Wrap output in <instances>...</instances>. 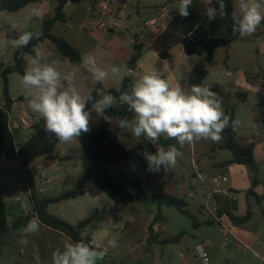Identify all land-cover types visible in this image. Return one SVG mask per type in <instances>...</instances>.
I'll list each match as a JSON object with an SVG mask.
<instances>
[{"label":"rangeland","instance_id":"374dc122","mask_svg":"<svg viewBox=\"0 0 264 264\" xmlns=\"http://www.w3.org/2000/svg\"><path fill=\"white\" fill-rule=\"evenodd\" d=\"M57 6L58 0H44L17 12L1 11L0 40L11 39L7 34L9 28L19 33H40L44 21L55 15ZM162 8L168 9V19L163 18ZM177 8V2L168 0H75L67 4L64 9L66 20L56 23L53 32L76 46L82 56L91 53L99 67L107 69L116 65L120 68L118 76L110 74L102 84L92 79L82 66V60L73 62L64 57L50 40L38 44L35 52L41 51L42 62L51 63L62 74L75 72L76 86L86 96L91 95L98 84L109 93V89L120 86L123 75H132L138 79L153 68L160 72L162 78L175 76L177 83L185 91L192 85H202L210 90L219 87L225 94L227 104L236 109L235 130L238 140L241 143L254 142L256 145L259 182L255 191L257 196L262 197L264 22L252 35L239 37L229 48L214 51L213 62L209 63L207 53L202 56H189L179 43L184 35L182 26L178 21L172 22L178 13ZM235 8L237 10V0ZM34 10L37 13L35 15ZM151 20L155 23L148 25ZM229 33L225 27L221 28L220 35L229 36ZM149 48L153 51H149ZM16 50L10 45L0 48V62L5 66H12ZM157 51H167L168 60L156 55ZM34 55H26L27 64ZM21 81V75L11 74L10 94L14 105L10 118L14 124L12 131L17 147H21L33 135V125L41 119L28 107V93ZM2 88L0 73V91ZM239 94H247L246 100ZM217 97L221 99L218 94ZM118 103L117 100L113 106ZM106 118L121 129L124 145L128 149H136L130 159L113 163L107 170L111 174L123 172L127 180H140V198L127 207L118 206L94 182H90L86 185L87 193L83 197L51 205L49 209L52 214L62 219L69 217L72 221L70 223L74 225L93 216V223L87 227L85 236H93L92 247L105 252L103 260L98 261V264H202L195 251L198 243L208 246L213 264H264L263 201L251 196L248 202L245 191L240 195L242 210L235 214L244 216L251 210L253 217L249 222L234 224L227 216H223L221 223L207 224L212 215L205 212L202 206L207 202L209 190L193 173L197 160L207 183H211V171H215L216 175L220 174L217 165L232 159L230 151L219 148L220 140L186 142L174 168L165 170L161 167L158 172H150L146 170V160L139 153L147 151L155 154L156 144L143 136L137 139L130 130L121 126L122 120L110 116ZM6 166L8 174L4 176L0 173V182L9 190V211L11 201H16L17 197L21 198V204L16 201L19 208L23 203L30 204V198L23 169L16 162H7ZM238 166L231 164L225 167L224 171L230 181L237 174ZM89 167L88 158L77 138L71 143L60 142L51 159H46V156L36 158L31 170L37 178L38 189L45 191L42 194L54 197L71 189ZM244 170L246 173L239 177V183L244 185L249 182L252 186L254 172L247 167ZM51 177L56 178L48 181ZM229 183L231 182L223 183L221 187ZM128 189L133 195H137L140 190L137 187ZM162 191L186 198L188 214H183L176 206L164 205L161 213L164 220L154 225L155 235L151 236L149 225L159 213L157 194ZM21 211L25 214L22 208ZM224 227L230 228L234 237L230 235L225 239ZM20 232L11 235L6 244L0 246V264H22L27 260L23 250L27 254L40 256L46 264H52V254L56 249L54 242L41 233L36 236L26 234L24 230ZM22 236H26L27 245L18 242ZM109 240H116L117 246L110 247ZM67 242L69 241L59 242V248L63 249Z\"/></svg>","mask_w":264,"mask_h":264},{"label":"trees","instance_id":"16d2710c","mask_svg":"<svg viewBox=\"0 0 264 264\" xmlns=\"http://www.w3.org/2000/svg\"><path fill=\"white\" fill-rule=\"evenodd\" d=\"M43 1L0 0V12H17L28 5ZM72 1L75 0H58L55 15L44 21L40 37L38 39L34 38L27 47L16 50L14 64L12 66H5L3 62H0V73L3 85L0 91V168L5 162H16L20 165L28 184L32 205V211L18 217L10 224L6 193L3 184L0 182V246L5 245L13 233L21 228L27 227L29 221L34 218H38L39 224L64 233L72 242L83 241L90 245L92 237L91 235L85 236V232L87 227L93 223V216L74 225L52 214L49 211V207L63 201L83 197L87 193L86 185L90 182H94L116 205L122 207H127L135 203L140 198L142 192V182L140 180H127L125 173L111 174L107 170L111 164L128 160L136 152L135 148L128 149L124 145L121 129L115 127L106 118V116H110L119 120L131 119L133 113L127 110L126 105L118 103V105L106 109L102 116H97L92 109L91 102L88 104L86 110L91 113L90 130L82 133L78 138L88 158L90 167L75 181L71 189L58 196L50 197L39 193L37 181L31 170L32 162L36 158L53 155L60 143L54 134L44 130L45 121L42 118L34 123L33 128L35 131L33 135L19 149L16 148L10 124V113L14 105V100L10 94V76L13 73H18L23 76L25 68L28 65L26 55L35 54V48L45 40H50L61 55L69 58L71 61L79 62L82 60V54L76 46L53 32L56 23L66 20L64 9ZM168 1L179 2V0ZM209 3H211V6L218 7L216 0H211ZM209 3L203 0H193V4L189 8V15L185 18L176 13L172 22L178 21L179 25L182 26L184 35L179 43L182 45L185 53L189 56H202L207 53V60L209 63H212L215 50L229 48L240 36L232 30L231 14L233 11H236L235 0H224L227 15L224 18L217 16L211 22L204 14ZM222 27H225L230 32L229 36L220 35ZM7 34L10 38H14L21 33L9 28ZM159 56L167 59L169 58V53L167 51L159 52ZM134 80H136L134 76H127L118 88H111L108 92L117 97L119 102L120 93L130 91V86ZM97 89H102L101 84H98ZM97 89L91 93L94 99L99 98L97 96ZM211 90L221 97L225 112L231 115L233 121H236V109L227 104L224 92L217 86ZM239 96L244 100L247 98V94H239ZM221 135L220 149H226L232 154V159L222 166L226 167L227 165L238 164L253 171L252 186L247 191V196L257 197L259 201L264 202V195L259 197L255 191V187L259 182L257 176L259 168L255 156V143H241L236 136L235 126L231 122L229 127ZM157 145H162L166 149L170 145H176L179 151L183 148V146L181 147L177 144L176 140L167 137H161L157 141ZM129 187H137L140 190L137 195H133L129 191ZM157 198L159 201V213L149 225L151 236L155 235L154 225L158 221L164 220L161 214L164 205L176 206L183 214H188L186 209L188 202L186 198H179L166 194L163 191L157 194ZM216 200L218 203V215L220 217L227 216L234 224H245L253 217L251 210H248L244 216H237L235 214L237 202L228 196L216 195ZM215 223L216 221L213 217L207 221V224Z\"/></svg>","mask_w":264,"mask_h":264},{"label":"clouds","instance_id":"9594fccd","mask_svg":"<svg viewBox=\"0 0 264 264\" xmlns=\"http://www.w3.org/2000/svg\"><path fill=\"white\" fill-rule=\"evenodd\" d=\"M193 0H179L178 14L189 15ZM218 7H206L204 14L211 22L217 16L224 18L226 5L224 0H216ZM34 15L37 14L34 10ZM233 32L240 37L252 35L264 22V0H237V10L231 14ZM41 33L25 31L17 37L0 40V48L11 46L14 49L27 47ZM82 66L97 83H104L111 74L118 76L120 68L111 65L107 69L97 65L95 57L88 53L82 56ZM43 53L36 50L29 60L22 76V84L27 90L28 107L38 118L45 121L44 130L54 134L62 143H71L90 130L91 113L86 110L91 102L97 116H102L106 109L117 102V97L97 89L98 99L91 95H82L76 86L75 72L61 73L51 63L42 62ZM119 91V90H118ZM119 103L126 105L133 113L131 119L121 121V126L131 131L137 138L145 137L153 144L161 136L176 140L181 147L187 142L222 139L223 131L237 123L224 110L222 100L217 94L202 85H192L185 91L180 84L173 85L162 78L155 68L134 80L130 91L121 92ZM141 154L147 162V171L158 172L174 168L180 151L176 145L166 149L157 145L155 154L144 151ZM39 229V220L34 218L25 228L26 234ZM27 245L26 236L18 241ZM110 247H116V240H109ZM105 252L90 247L83 241H69L63 249L57 248L52 254V264H98L103 260Z\"/></svg>","mask_w":264,"mask_h":264},{"label":"crops","instance_id":"0c3cea01","mask_svg":"<svg viewBox=\"0 0 264 264\" xmlns=\"http://www.w3.org/2000/svg\"><path fill=\"white\" fill-rule=\"evenodd\" d=\"M204 1V0H203ZM211 0H209V1H204V2H206V3H209ZM70 3V2H69ZM68 3V4H69ZM98 4V3H97ZM97 4H96V6H97ZM67 6V5H66ZM162 11H164V13L162 14V16H163V18L165 17V18H167L168 19V9H165V8H162ZM148 46H150V45H148ZM182 46V45H181ZM149 51H153V49L152 48H149L148 49ZM216 51V50H215ZM159 52H161V51H157V52H155V54L156 55H158L159 56ZM160 57V56H159ZM161 58V57H160ZM163 59V58H162ZM214 59V58H213ZM163 60H168V58L167 59H163ZM213 62V61H212ZM124 77H121L122 78V81L124 80V78L125 77H127V76H132V75H128V74H125V75H123ZM135 77V76H134ZM165 79H167V80H169L170 81V83H173L174 85H176V84H178L177 83V81H176V79H175V76H171V78H168V77H164ZM135 79H136V77H135ZM122 81H121V83H122ZM121 85V84H120ZM118 88V87H117ZM10 124H11V131H12V127L14 126V124H13V122H12V120H11V118H10ZM16 125V127L18 128L19 126L17 125V124H15ZM12 134H13V131H12ZM13 136H14V134H13ZM14 139H15V136H14ZM27 141V140H26ZM25 141V142H26ZM15 144H16V142H15ZM221 145V144H220ZM16 148L17 149H19L20 147H17V145H16ZM219 148H220V146H219ZM213 150H215V149H213ZM54 156V154L53 155H51V157L50 158H47L46 157V159H51L52 157ZM255 156H256V149H255ZM44 158V157H43ZM34 162V161H33ZM33 162H32V164H33ZM228 162V161H227ZM6 164H7V162H5V163H3V166L5 167V170H6V172H1V174L2 175H6V174H8V171H7V166H6ZM223 164H225V163H222V164H218L217 165V168H219V170H220V173H222V172H225L224 170H225V167H223L222 165ZM236 165H238V164H236ZM32 167V166H31ZM240 167V168H239ZM245 169V166H243V165H239L237 168H236V171H237V174L236 175H234L233 177H232V180L230 181L229 180V182H231V183H229L228 185H226L225 187H218V188H216V189H219V190H221L222 192L219 194V195H223V196H228V197H230V198H232L233 200H235L236 202H237V210L236 211H241L242 210V208L240 207V195H241V193H243V192H245L246 191V193H247V191L251 188V184L249 183V182H247V183H245L244 185H240V183H239V177L240 176H242L244 173H246V170H244ZM210 171V170H209ZM197 172H202V169L201 168H199L198 167V163H197V160H196V165H195V172L193 173L194 175V177H196L197 176ZM213 174H216L215 173V171H211L210 172V174L209 175H213ZM54 178H56V177H51V178H49V179H47L48 181H50V180H52V179H54ZM35 179H36V181H37V178L35 177ZM3 186H4V189H5V193H6V201H7V206L9 205V203L8 202H10L9 201V190H7V188H6V186L3 184ZM209 187H211L212 189H215V187L213 186V185H210ZM192 188V187H191ZM193 189V188H192ZM28 192H29V188H28ZM45 192V191H44ZM249 197H251V196H247V194H246V200L249 202L250 201V198ZM29 198H30V192H29ZM74 200H76V199H74ZM67 201H70V200H67ZM11 205H10V209H9V223L10 224H12L18 217H20V216H22V215H24L23 213H22V211H21V208H19V206H18V203H16V201H11V203H10ZM49 209H50V207H49ZM50 211V210H49ZM247 213V212H246ZM62 218V217H61ZM63 219H65L66 221H68V222H72L70 219H69V217H63ZM76 225V224H75ZM26 228V227H25ZM25 228H21V229H19L18 231H16L15 233H13L12 235H15V234H17V233H19L20 231H22V230H25ZM229 229V234L232 236V237H234V233H233V231H231V229L230 228H228ZM21 233V232H20ZM39 233H41V234H43V235H45V236H47L48 238H50V240H52L53 242H54V244H55V246H56V249L57 248H59V246H58V243L60 242V243H62L63 241H72L69 237H67L64 233H62V232H59V231H56V230H53V229H51V228H49V227H46V226H44V225H42V224H39V229H38V231H36V232H34V233H31V234H34V235H36V236H39ZM229 235V236H230ZM92 237V242L90 243V246L92 247L93 245H94V237L93 236H91ZM57 243V244H56ZM93 248V247H92ZM207 248H208V246H207ZM23 254H26V258H27V260L26 261H24V262H22V264H46L45 263V261H44V259L43 258H41L40 256H34V255H30V254H27L26 253V251H24L23 250Z\"/></svg>","mask_w":264,"mask_h":264},{"label":"built area","instance_id":"2783aa9c","mask_svg":"<svg viewBox=\"0 0 264 264\" xmlns=\"http://www.w3.org/2000/svg\"><path fill=\"white\" fill-rule=\"evenodd\" d=\"M155 23L154 20H151L148 22V25H153ZM198 178H200L208 187V194H207V202L205 205H203V209L205 212L210 213L212 217L215 219L216 222L221 223V217L218 215L217 208L218 203L216 200V195H219L222 191L219 189H216L218 187H221L223 183H227L229 181L228 174L225 172L220 173L219 175L213 174L210 176L211 183H207L204 179L201 172H197ZM210 185H213L215 189H212L209 187ZM39 193H44V190H39ZM16 201L21 204V198L17 197ZM22 210L25 211V214L32 211V205L23 203L21 206ZM229 229L223 228V236L225 239H228L229 237ZM196 256L199 257L202 261V264H213L211 261V256L208 251L207 245L205 243H198L195 247Z\"/></svg>","mask_w":264,"mask_h":264},{"label":"water","instance_id":"95a60500","mask_svg":"<svg viewBox=\"0 0 264 264\" xmlns=\"http://www.w3.org/2000/svg\"><path fill=\"white\" fill-rule=\"evenodd\" d=\"M46 157L50 158L51 155H47ZM0 170H1V172H6L5 167L3 165L1 166Z\"/></svg>","mask_w":264,"mask_h":264}]
</instances>
